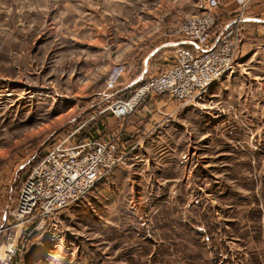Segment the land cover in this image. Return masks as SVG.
<instances>
[{
	"label": "rangeland",
	"instance_id": "obj_1",
	"mask_svg": "<svg viewBox=\"0 0 264 264\" xmlns=\"http://www.w3.org/2000/svg\"><path fill=\"white\" fill-rule=\"evenodd\" d=\"M219 4L215 21H242L235 72L200 104L151 95L118 120L109 71L149 61L131 95L161 74L173 55L151 54L204 0H0V264H264V0ZM67 137H117L125 158L40 230L19 223L23 183Z\"/></svg>",
	"mask_w": 264,
	"mask_h": 264
},
{
	"label": "built area",
	"instance_id": "obj_2",
	"mask_svg": "<svg viewBox=\"0 0 264 264\" xmlns=\"http://www.w3.org/2000/svg\"><path fill=\"white\" fill-rule=\"evenodd\" d=\"M204 13L193 15L177 26L174 62L161 74L149 78L126 99H111L109 110L118 120L133 115L146 97L169 96L184 106L200 104L210 89L236 70L240 48V27L236 21L214 33L219 0H204ZM125 75L118 64L109 71L103 95L114 94ZM110 100V99H109ZM125 158L119 140L86 139L70 143V138L54 144L22 185L13 219L44 222L68 210L83 199ZM11 247V246H10ZM11 252V251H9Z\"/></svg>",
	"mask_w": 264,
	"mask_h": 264
},
{
	"label": "crops",
	"instance_id": "obj_3",
	"mask_svg": "<svg viewBox=\"0 0 264 264\" xmlns=\"http://www.w3.org/2000/svg\"><path fill=\"white\" fill-rule=\"evenodd\" d=\"M242 20H244V25H247V26L250 25L251 23H256V22L262 21L260 19L253 18V17H245V18H242ZM217 21H218V25L214 31L215 34L220 32L221 30H223L225 26H229L232 24V21L227 20L226 16L223 18V15H219ZM176 46H177V41L172 40V39L166 40V41L162 42L161 45L151 54L152 58H155L156 56H158V54L161 53L162 50H167V51H170L173 56H171V55L168 56V54H167L165 56L166 57L165 60H167V63L172 64L173 60H174V55H175L174 50H175ZM165 67L167 68L168 66H165ZM141 71L142 72L139 74H136V73H134V71H131L132 73H130L128 75V77H124L118 86V88H119L118 91L116 93H114V95H115L114 98L125 99V97H129L131 95L132 89H134V87H137L139 84H141L143 81H145L146 78L153 75L150 71L149 61H147V60L145 61ZM108 102L110 103V100ZM150 106H152V105H150ZM153 106H155L154 109H157L159 107L158 104L153 105ZM112 124H113V122L109 123L110 126H112ZM115 129L119 130V131L120 130L123 131L125 129L124 132L131 131V128L129 126L124 125V124H120L119 126L115 127ZM115 129L110 130L109 133L115 132Z\"/></svg>",
	"mask_w": 264,
	"mask_h": 264
},
{
	"label": "bare ground",
	"instance_id": "obj_4",
	"mask_svg": "<svg viewBox=\"0 0 264 264\" xmlns=\"http://www.w3.org/2000/svg\"><path fill=\"white\" fill-rule=\"evenodd\" d=\"M10 249V248H9Z\"/></svg>",
	"mask_w": 264,
	"mask_h": 264
}]
</instances>
